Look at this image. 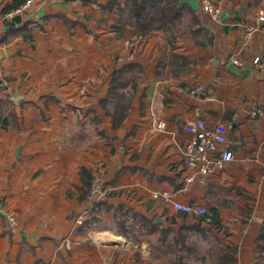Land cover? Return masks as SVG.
I'll use <instances>...</instances> for the list:
<instances>
[{"label":"crops","instance_id":"crops-1","mask_svg":"<svg viewBox=\"0 0 264 264\" xmlns=\"http://www.w3.org/2000/svg\"><path fill=\"white\" fill-rule=\"evenodd\" d=\"M23 1L0 0V14ZM181 1L197 18L196 42L158 28L134 32L124 0H49L25 17H0L8 78L0 81V264H172L159 228H172L173 240L199 218L162 194L211 217L201 221L207 232L183 233L191 252H179L181 264H219L221 255L264 264V71L253 63L264 59V22L255 18L264 0H212L214 16L199 0ZM246 27L253 31L243 41ZM128 63L141 67L138 87L114 127L102 100L113 71ZM254 108L263 114L252 116ZM196 118L208 129L223 123L235 157L205 182L183 152L184 125ZM95 172L105 192L77 225Z\"/></svg>","mask_w":264,"mask_h":264},{"label":"built area","instance_id":"built-area-1","mask_svg":"<svg viewBox=\"0 0 264 264\" xmlns=\"http://www.w3.org/2000/svg\"><path fill=\"white\" fill-rule=\"evenodd\" d=\"M49 0H24L14 8L3 12L0 17L11 18L14 14L27 16L28 8L33 3H45ZM203 11L208 12L214 16L216 14V8L214 7L212 0H199ZM256 20L258 22H264V9H258ZM253 31V28L246 27L242 34V40H247ZM233 63L239 64V61L234 58ZM254 65H257L259 69L264 71V59L261 61L258 58L253 59ZM0 81L2 85L8 83V78L1 64L0 57ZM200 90V86H195L190 89L191 94H195ZM252 116H259L263 114V111L259 108H254L250 112ZM165 126L163 121L156 123L157 129H163ZM184 128L188 133V137L183 146V152L185 155L186 164L194 167L200 175V181H207L211 174L219 168H222L226 163L234 160V154L225 148L227 128L223 123L217 122L212 129H208L205 120L201 118L189 119L186 121ZM193 176L188 175L185 177L186 182H191ZM104 184L101 175L94 173L88 191L85 193L83 200L81 201L82 207L78 210L74 217V223L79 225L82 224L87 216V208L90 207L91 203L98 200L105 192ZM154 197H158L159 194L155 192ZM161 199L165 204H169L176 211L185 213L194 217H203L206 222H211V217L207 213L205 206L191 203H182L174 200L170 194H162ZM10 225H15L16 221L13 216L8 217ZM61 243L69 247L71 244H77L76 241L62 240ZM52 264V263H50ZM102 264H112L104 262Z\"/></svg>","mask_w":264,"mask_h":264},{"label":"trees","instance_id":"trees-1","mask_svg":"<svg viewBox=\"0 0 264 264\" xmlns=\"http://www.w3.org/2000/svg\"><path fill=\"white\" fill-rule=\"evenodd\" d=\"M130 3V9L132 12V17L135 30L134 32L139 34H145L148 29L153 28L148 24H144V17L147 12V8H160L164 16L158 19H152L153 23H156L155 28L168 33L171 35L172 39L180 38L181 40H185L188 42H196L195 39V31H191L189 27H191L194 23H197V18L192 14L191 9L187 7L185 4L181 3L180 0H125V2ZM187 18L189 20L188 23V31L185 29L180 31L175 28L176 22H180V20ZM146 29V31L144 30ZM193 36V37H191ZM141 67L135 63H128L126 65L121 66L119 69L113 71L111 75V80L109 83L107 95L102 100L103 107L107 110V113L112 117L113 126L117 127L121 122L125 119L128 113V109L131 103V98L137 90L138 80L137 76ZM108 107L110 108L108 110ZM84 171V169H81ZM92 177V176H91ZM90 180L86 187V190L82 194V198L84 197L85 192L88 190L90 185ZM101 202L97 203L99 205ZM125 214V213H124ZM184 215H187L184 213ZM118 216H115L116 219ZM199 221L192 225H184L179 228L178 237L176 236L173 240H168L166 236L169 232H172L173 229L168 227H161V243L165 246L166 253H175L172 264H181L183 260V256L179 254L181 250H185L186 253H190L191 249L186 245V236L183 235L186 233H205L207 230L201 225V221L203 217H198ZM214 218V217H213ZM144 222L145 227L148 228V223H151L150 219L141 218ZM119 223L121 220H118ZM215 226L218 228L219 225L214 221ZM158 229V227H154L151 225L149 228L150 232ZM175 233V232H174ZM217 261L219 264H231V259L226 256H218Z\"/></svg>","mask_w":264,"mask_h":264},{"label":"rangeland","instance_id":"rangeland-1","mask_svg":"<svg viewBox=\"0 0 264 264\" xmlns=\"http://www.w3.org/2000/svg\"><path fill=\"white\" fill-rule=\"evenodd\" d=\"M131 7H130V3L128 4L127 3V1L125 2V0H124V3H123V9H122V17L123 18H127V14L129 13L130 15H131V20L130 21H132L133 20V17H132V12H131V9H130ZM153 11H156V13H157V11L159 12L158 14H156V17H154V18H151L150 17V19H149V21L147 22V24L148 25H150L151 27H153V28H155V25H156V23H153L152 22V19H158V18H160V17H162V16H164V14L162 13V11L160 10V9H157V10H153ZM148 12V11H147ZM146 12V13H147ZM147 16V15H146ZM145 16V17H146ZM145 17H144V19H145ZM183 18H185V17H183ZM188 23H189V20L187 19V18H185V19H182V20H180V22H176V24H175V28L176 29H178V30H180V31H183L185 28H186V26H188ZM145 31H146V29H144ZM186 30V29H185ZM95 173H98V174H100L99 172H95ZM94 174V173H93ZM93 174H92V176H93ZM92 178V177H91ZM91 182V181H90ZM90 186V185H89ZM88 189H89V187H88ZM88 191V190H87ZM86 191V192H87ZM85 192V193H86ZM85 195V194H84Z\"/></svg>","mask_w":264,"mask_h":264},{"label":"water","instance_id":"water-1","mask_svg":"<svg viewBox=\"0 0 264 264\" xmlns=\"http://www.w3.org/2000/svg\"><path fill=\"white\" fill-rule=\"evenodd\" d=\"M180 2H182V1L180 0Z\"/></svg>","mask_w":264,"mask_h":264}]
</instances>
